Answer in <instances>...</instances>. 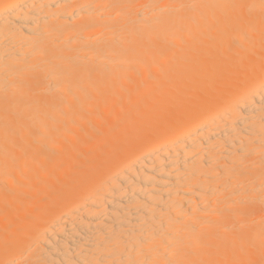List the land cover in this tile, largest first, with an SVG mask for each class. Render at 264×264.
<instances>
[{
	"label": "bare ground",
	"instance_id": "6f19581e",
	"mask_svg": "<svg viewBox=\"0 0 264 264\" xmlns=\"http://www.w3.org/2000/svg\"><path fill=\"white\" fill-rule=\"evenodd\" d=\"M0 264H264V0H0Z\"/></svg>",
	"mask_w": 264,
	"mask_h": 264
}]
</instances>
